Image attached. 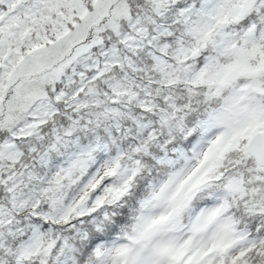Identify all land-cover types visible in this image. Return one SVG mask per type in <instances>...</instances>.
I'll use <instances>...</instances> for the list:
<instances>
[{
  "label": "snow or ice",
  "instance_id": "snow-or-ice-1",
  "mask_svg": "<svg viewBox=\"0 0 264 264\" xmlns=\"http://www.w3.org/2000/svg\"><path fill=\"white\" fill-rule=\"evenodd\" d=\"M0 264H264V0H0Z\"/></svg>",
  "mask_w": 264,
  "mask_h": 264
}]
</instances>
